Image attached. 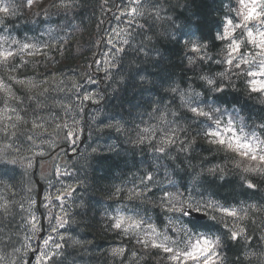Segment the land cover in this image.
<instances>
[{"label": "trees", "instance_id": "obj_1", "mask_svg": "<svg viewBox=\"0 0 264 264\" xmlns=\"http://www.w3.org/2000/svg\"><path fill=\"white\" fill-rule=\"evenodd\" d=\"M106 1L109 5L114 4L112 0H81L83 7L78 10L81 15L75 19L72 28L57 30L56 21L58 18L55 15L51 16L52 23L42 26L52 28V30L54 28L57 38H47L46 35L45 38L43 35L37 37L40 43L44 42L46 38L53 40L51 48L42 46L41 51L34 56H18L13 63L22 70L5 68L1 73L2 75L7 73L10 76H15L18 80H24L25 84L23 85L13 83L17 96L24 98L27 94L34 100H39L47 113L52 115L56 102H58V93L68 94L71 92L64 87L55 85L57 80L69 79L68 86L73 89L76 87L77 81L85 77L86 74L93 77L92 64L94 61H101L100 70L104 74L101 78L102 83L98 84V93L103 96V100L98 106L103 108V119L115 117L112 123L119 121L124 130L118 132L115 129H107L104 125L96 129L93 128L90 125L92 117L88 114L89 107L84 117L75 119L84 127L88 126L87 129L90 132H95L94 136H98V140H113L112 142L117 147L115 145L109 151L97 153V144L93 148L96 149L95 152L92 151L85 157H80L77 163L70 167L69 176L74 179L75 189H79L77 192L84 198L77 208H74L72 220L73 226L77 228L75 235L81 243L74 247L65 245L67 255L65 264H168L154 250L147 251L146 257L138 256L136 252H133L136 253L137 258L131 256L128 261H126V257L120 259L122 255L117 256L110 253L109 245L114 239L105 212L107 204L111 200L110 207L112 209L121 205L124 198L121 190L128 189V185L133 183L141 184L145 173L151 174L154 182L149 184L147 194L149 211L146 217L149 219L150 225L163 230L169 240L179 241L183 239L186 227H198L194 225L207 222L190 221L192 224L190 225L189 219L183 217L179 212H167L164 207L157 209L155 205L161 203L165 191L170 194L168 203L165 205L167 207L173 205L180 207L181 204L177 201L191 203L196 200L199 201V204H193V206L207 209L205 201L210 199L238 210L240 205L237 204V201L245 202V205L264 204V178L253 179V182L258 183V187L261 189L259 192L254 193L244 187L241 176L248 175L243 173V168L248 166V162L240 161L239 157H236V161L233 162L231 159H227L223 152L211 153L210 146L202 135V128L207 125H200V135H196L197 130L193 125L185 136L176 124H171L176 130L177 139V143L174 145L175 151L169 153V157H177L174 161L165 157L164 154L153 152L147 145L142 148L133 143L138 139V129L141 127L142 120L152 123L162 122L160 115L155 112V108L163 107L160 102L163 101L164 104H167L171 100V96L164 91L167 82L171 80L183 82L187 75H192L186 69L189 47L184 43L186 40L183 42L180 37H176L177 26H161L157 23L159 34L153 38V43L150 46L158 50L161 55L157 59H149L148 65H144L140 69V71H147L152 76L153 84H140L136 80L135 74L131 76L127 69L119 74L115 70L109 71L110 65L102 66L101 64L105 61L112 62V60L105 59L98 53L102 24L106 19L104 11V2ZM50 3L51 0H43L37 2L30 9L23 7L20 17L8 25L9 29L16 24H21L25 28L39 22L42 17L34 14L41 13L42 9L54 11L49 9ZM164 4L165 6L162 7L164 9L167 7L169 12L177 17V22L183 25L187 24V29L190 27L199 28L201 36L206 38L212 36L213 39L212 33L223 13L222 0H164ZM29 31L19 28L16 34L30 39L35 32ZM167 33H173V38H167ZM48 36H52V33ZM211 52L216 51L211 50ZM141 62V60H137V63ZM125 64L127 65V59ZM107 69L108 72L105 75ZM209 71L215 73L210 69ZM227 77L224 76V84H231V87H226L222 93L212 95L217 106L227 109V114L232 113L233 116H235L233 108H239L249 125L262 123L260 118L255 117L264 111V101L261 98L258 100V93L251 92L239 77H232L230 80ZM29 82L35 87H31ZM42 94L43 99H39ZM99 98L98 96L97 99ZM95 106L97 105L92 104L90 108ZM172 111H178L175 104L172 105ZM171 120L172 117L169 116L168 121ZM180 123L184 127H188L185 122ZM160 126H166V123H162ZM188 138H193L196 141L190 155L179 151L181 142ZM159 146L160 144H157V147ZM237 163L239 168L236 167ZM217 165L223 170V180L208 177L206 171L199 181L196 179L201 168L206 170ZM18 173L19 171L14 169L10 171L2 169L0 172V205H7V211L0 207V241L7 243L11 238L15 249H19L27 230L37 229V226L33 225L29 218V214L33 211V209H29V201L37 190V177L24 173L19 175ZM248 178L252 179V176L249 175ZM145 183H148L146 179ZM157 188L160 190H156ZM139 191H143V188H139ZM135 195L127 196L130 198ZM137 202L134 200L133 206ZM245 211L247 215L240 212L239 215L243 219L235 220L233 224L249 231L254 229L258 236L264 235V211H255L247 207H245ZM50 212L55 213V208H51ZM213 223V221L208 223L212 224L209 229L216 232L222 231L219 225ZM171 245L177 248L176 244ZM183 246L180 244L178 248ZM14 248L8 247L5 251L4 244L0 243V250L5 255L15 257ZM252 251L258 252L260 249H252ZM241 254L239 246L229 245L227 247L229 264H232L233 259ZM137 259H140L139 263H136ZM16 263L19 264L18 258ZM241 264H249V261L244 260ZM251 264H259V262L253 259Z\"/></svg>", "mask_w": 264, "mask_h": 264}, {"label": "snow or ice", "instance_id": "obj_2", "mask_svg": "<svg viewBox=\"0 0 264 264\" xmlns=\"http://www.w3.org/2000/svg\"><path fill=\"white\" fill-rule=\"evenodd\" d=\"M37 0H0V33L8 32L6 36H0V41L3 44L10 45L9 47H0V66L9 68L11 70L20 71V69L13 61L18 57L19 53L14 51L13 48L19 44V41L11 39V29L8 25L12 23L14 19H18L23 7L32 8L36 4ZM229 7L228 12L225 14L223 20L222 29L216 34V40L224 47V56L220 60H217L215 56L209 55L205 44H193L191 51L193 53L203 52L204 55L198 56L196 59L186 57L187 71L192 75H187L186 79L182 81L171 80L167 82L164 91L171 96V100L164 104L160 102L163 107L157 106L155 112L160 115V119L163 123H166L168 127L166 129H160L155 131L151 126L139 130V136L133 143L141 146L142 148L147 145L153 152H159L164 154L165 157L170 160L177 159L176 156L169 157V153L175 151L174 145L177 143L175 129L171 128V124H176L179 129L187 136V132L195 125L196 135H200V125H207L202 128V135L205 142L210 146V152H223L227 159L236 161V157L240 158V161L250 162L248 166L243 168V173L248 175L241 176L242 184L252 192H259L261 189L258 187V183H254L253 179L264 178V141L256 135V129L264 132V122L256 125L253 123L249 125L245 118L240 115V110L233 108L235 113V120L231 114H227V109H222L217 106L215 100L212 99V94L222 93L226 87H231V84H224V73H213L209 71L210 66L216 63L218 66L227 65L229 70H235V73L242 74L245 77H264V0H228ZM83 5L81 0H51L49 9H42L41 13H35L34 15L41 16V25H48L52 23L50 17L55 15L58 19L56 21L57 30H63L72 28L74 26L75 19L81 15L79 9ZM113 8H116V14H112L109 9L110 19L120 20L121 17L126 18L128 27L121 31L125 33V38L120 41L124 47H115L112 39L102 36V42L105 45H113L111 53L113 54V61L110 64V69L115 70L116 73L124 72L126 69L130 72L131 76L135 74L136 80L142 85H152V76L147 71H140L141 67L148 65L149 59H157L161 53L151 47L153 38L158 36L157 21L163 19L161 12L164 11L161 0H119L118 4H113ZM172 26L175 27V20L168 17ZM142 21V22H141ZM255 29V31H253ZM45 31H52V29L46 28ZM173 33H167V38H173ZM187 43V42H185ZM30 44H23L21 51L31 48ZM51 48V45H46ZM244 49L245 51H242ZM255 53V54H253ZM251 56V59L246 58ZM127 59V65L125 60ZM137 60H141V63H137ZM94 64L96 61L93 62ZM255 69V70H254ZM106 70L105 75H107ZM111 79V77H109ZM0 81H8V83H0L3 94L0 95V104L4 105L5 110L16 114V119L25 122L23 116L19 115L20 111H23L24 116L29 115L28 109L31 108V115L35 119H42L39 117V111L45 110L44 106L39 103V100H34L33 97L25 94L24 98L18 97L13 91L11 84H25L24 80H18L15 76H10L5 73L0 76ZM85 86L81 92L77 93V99L83 98L84 101H89L90 104L100 105L103 100V96L97 92H91L86 85H92L93 88L102 81L92 79L90 76L84 77ZM122 82V81H121ZM30 84V82H29ZM251 92H264V80L259 82V87H256L257 81L252 79L249 81ZM31 87L35 85L30 84ZM195 86V87H194ZM196 87L202 88V91L197 92ZM87 93V94H85ZM51 95V94H49ZM94 96H99V99H93ZM43 99V94L39 97ZM29 101L27 108L21 106ZM180 101V103H177ZM15 104V107H9V105ZM176 105L178 111H172V105ZM82 109L77 110V114ZM171 116L172 120L168 121V117ZM9 120L12 116L8 117ZM115 120V117L111 118ZM108 118L99 121L107 129H115L118 132L124 130L123 125L116 121L115 123H108ZM236 121H239L237 123ZM180 122H185L188 127H184ZM15 124L12 125L15 128ZM33 127H37L35 120L32 122ZM65 127H67L65 125ZM249 128L250 131L245 132L244 129ZM5 138L9 136H16L17 139L21 137L15 132H9L8 127L0 129ZM79 131H68L65 137V142L70 143L72 149L76 147L75 137L79 136ZM160 135V146L157 147V136ZM26 139L31 142V136H26ZM196 141L193 138H188L181 142L180 152L186 155L191 154V150L195 146ZM167 146V147H166ZM11 147L10 145L8 146ZM18 151V150H17ZM93 152L96 149H92ZM75 154V152H74ZM9 153L5 149L0 153V168H7L9 165H15L17 160H9ZM31 167V162H29ZM190 166V165H189ZM239 168V164H236ZM206 171L207 176L211 178L224 179L223 170L217 165L206 170L201 168V172L197 173L196 179L199 181L200 177ZM56 175L60 173L57 170ZM249 175L252 179H249ZM145 179L148 183H145ZM153 176L145 173V177L141 179V185L143 191L136 193L135 199L138 201L131 209L124 208L122 212L131 211L134 215H147L149 211L148 206V191L149 184L153 183ZM202 182V181H200ZM171 183V182H170ZM66 191H61V195L55 197V204L60 207L61 211L64 208V199L67 196H72L74 191L79 189H72L70 186H65ZM156 190H160L157 188ZM169 193L164 192V196L161 198V203L155 205L158 209L164 207L167 212H179L183 215H191V211H199V207L193 209V204H199V201L193 200L191 203H180V207L165 206L168 203ZM131 199V198H130ZM240 205L239 209L225 207L216 202L215 204L205 201L207 209L218 212V215L208 216L211 221L219 225L222 231L219 232H188V234L181 240H169L168 237H164L163 242L156 243L152 240L142 239L139 236L134 237L137 244H140L144 249H156L162 250L165 254L170 255V259L175 261L176 264H225L227 259L225 250L229 245L239 246L241 255L236 256L232 264H241L242 261L248 260L251 264V260H256L259 264H264V235H256L255 230L249 231L245 228L238 227L233 224V221L243 219L239 215L243 212L247 215L245 207L253 209L255 211H264V204H247L245 202L237 201ZM5 211H7V205H0ZM22 207V206H21ZM45 208L48 206L45 205ZM67 215V213H64ZM230 218V219H229ZM35 217L32 220L35 221ZM113 222L110 224L114 230L124 231L123 228L125 217L120 215L118 217L110 218ZM130 219V218H129ZM51 221L56 222V226L51 225ZM68 221L52 216L50 220L51 232L57 233L59 241H64V244L56 242L52 235H48L46 239H43L44 251H41L39 247L28 248L25 244L23 247L26 251H31L32 255L28 260L24 259V254L18 255L19 264H31L32 260H39L47 262V264H65L67 260L65 244L69 247L79 245L81 241L76 240L73 237H65L59 235V229H65V224ZM136 228H140V223H134L132 225ZM42 227V225H41ZM119 234V232H118ZM196 238L193 240L192 236ZM52 242V248L49 249V244ZM4 244V250L8 247H13L14 244L9 238L7 243L0 241ZM176 244L177 248L168 246V244ZM184 245L182 250H179L178 246ZM252 249H260V251H252ZM15 253H19V249L14 248ZM123 249L114 250V255H122ZM11 264H16L13 260Z\"/></svg>", "mask_w": 264, "mask_h": 264}, {"label": "rangeland", "instance_id": "obj_3", "mask_svg": "<svg viewBox=\"0 0 264 264\" xmlns=\"http://www.w3.org/2000/svg\"><path fill=\"white\" fill-rule=\"evenodd\" d=\"M142 22V21H141ZM253 31H255V29L253 30ZM122 33V31H121V26H120V24H119V22H115L109 29H108V31H107V36H109V38L111 37V39L114 41V40H118V38H122L123 37V35H120ZM109 34V35H108ZM117 36H119L117 39H116V37ZM119 42V41H118ZM111 46H107V48L105 49V52H104V54H105V56H109V54L111 53ZM100 64V63H99ZM255 70V69H254ZM256 81H257V84H256V87L257 86H259V82L260 81H262V80H264V77H260V76H257V77H255L254 78ZM4 151V148L2 147V148H0V153H2ZM51 166H52V162L50 161H43L42 162V164H41V170H42V178L44 179L45 178V176H46V174L48 173L47 171L51 168ZM132 225H134V223H130V226H131V228L132 229H134V226H132ZM127 226V224H126V222L124 221V225H123V227H126ZM53 238H54V240L56 241V237L55 236H53ZM52 242H50V244H49V249L50 248H52Z\"/></svg>", "mask_w": 264, "mask_h": 264}, {"label": "bare ground", "instance_id": "obj_4", "mask_svg": "<svg viewBox=\"0 0 264 264\" xmlns=\"http://www.w3.org/2000/svg\"><path fill=\"white\" fill-rule=\"evenodd\" d=\"M39 180H40V179L37 177V183H38Z\"/></svg>", "mask_w": 264, "mask_h": 264}]
</instances>
